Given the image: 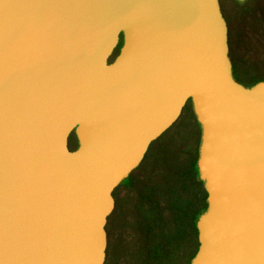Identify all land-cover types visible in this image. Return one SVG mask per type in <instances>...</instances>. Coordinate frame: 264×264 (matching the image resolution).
I'll return each mask as SVG.
<instances>
[{
	"label": "water",
	"instance_id": "1",
	"mask_svg": "<svg viewBox=\"0 0 264 264\" xmlns=\"http://www.w3.org/2000/svg\"><path fill=\"white\" fill-rule=\"evenodd\" d=\"M228 52L219 0H0V264H105L114 189L188 100L189 264H264V79Z\"/></svg>",
	"mask_w": 264,
	"mask_h": 264
},
{
	"label": "trees",
	"instance_id": "2",
	"mask_svg": "<svg viewBox=\"0 0 264 264\" xmlns=\"http://www.w3.org/2000/svg\"><path fill=\"white\" fill-rule=\"evenodd\" d=\"M233 1L238 5L241 4L237 0ZM119 46L120 44L114 50L110 60L118 52ZM238 79L244 85H251L257 80L264 79V77H250L247 80ZM186 108L191 109L190 100L187 101L183 110ZM191 125L190 141L182 139L177 142L174 137L167 138L166 134H168L169 127L151 143L143 158L150 172L148 184L142 192H137V188L132 209L138 208L141 201H144L146 206L145 208L139 207L142 209L139 218L131 216L130 219L134 218V227L146 250L142 254L143 257L137 259L134 264H167V262L172 261L173 264H177L175 262H181V260L180 264H184V258L186 264H189V260L197 249L195 222L206 208V192L196 170L200 130L195 118ZM160 141H163V144H160L162 146L157 147L154 155L148 160V152ZM179 143L181 145H178ZM69 145L72 149L77 146L74 133L70 135ZM131 184L132 182L126 186ZM168 224L173 227V231L170 236L163 237L162 230ZM185 241L190 243V249L186 256L181 257L180 252L183 250L182 244ZM110 263L117 264L109 260L105 261V264Z\"/></svg>",
	"mask_w": 264,
	"mask_h": 264
},
{
	"label": "rangeland",
	"instance_id": "3",
	"mask_svg": "<svg viewBox=\"0 0 264 264\" xmlns=\"http://www.w3.org/2000/svg\"><path fill=\"white\" fill-rule=\"evenodd\" d=\"M221 2L231 32L229 50L234 62L236 77L244 80L250 79V77H264V0H243L239 1L241 2L240 5L234 3L233 0H221ZM191 109L182 110L178 119L169 128L168 134H166L167 138L174 137L177 142L182 139L191 140V122L195 118ZM160 144H163V141L158 142L156 146L150 149L147 156L148 160L154 155L156 148L162 146ZM149 173L145 160H143L129 177L120 182L122 185L117 186L114 190L116 204L106 223L108 234L106 260L110 262L134 264L145 253L146 248L143 246V241L139 240V233L134 227V218L140 217L139 213L142 211L140 208H145L146 203L141 201L140 208L133 209L132 204L137 188V192H142L148 184ZM131 182L134 186H131L132 184L126 186ZM131 200L132 202H130ZM131 216L134 218L130 219ZM172 231L173 227L168 224L162 230V236H170ZM182 248L180 255L184 257L190 249V243L183 242ZM181 262L175 263L180 264ZM183 263L186 264L185 258ZM167 264H173V261L167 262Z\"/></svg>",
	"mask_w": 264,
	"mask_h": 264
},
{
	"label": "flooded vegetation",
	"instance_id": "4",
	"mask_svg": "<svg viewBox=\"0 0 264 264\" xmlns=\"http://www.w3.org/2000/svg\"><path fill=\"white\" fill-rule=\"evenodd\" d=\"M220 1V7H221V10H222V12H223V15L225 16V14H224V11H223V7H222V2H221V0H219ZM225 18H226V16H225ZM226 20H227V18H226ZM227 23H228V21H227ZM230 36H231V32H230V28H229V26H228V44H229V41H230ZM228 55H229V58H230V62H231V71H232V76L237 80V81H239V79L236 77V75H235V73H234V62H233V60H232V58H231V56H230V50H229V52H228ZM239 82H241V81H239ZM242 83V82H241ZM113 196H114V194H113ZM115 198V197H114ZM116 203V202H115Z\"/></svg>",
	"mask_w": 264,
	"mask_h": 264
}]
</instances>
